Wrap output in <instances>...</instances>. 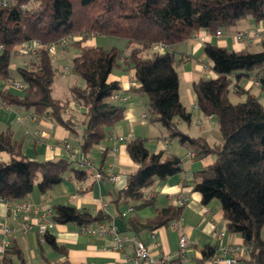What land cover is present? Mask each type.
Wrapping results in <instances>:
<instances>
[{"label":"trees","instance_id":"16d2710c","mask_svg":"<svg viewBox=\"0 0 264 264\" xmlns=\"http://www.w3.org/2000/svg\"><path fill=\"white\" fill-rule=\"evenodd\" d=\"M11 3L0 5V82L13 77L11 66L17 47L32 41H38L40 47L30 55L27 66L17 68V75L25 84L21 90L23 95L5 89L0 92V103L30 112L37 118L50 116L56 124L76 135L77 123L65 114L70 102L77 103L86 110L80 144L86 155L123 119L124 104L114 99L121 87L118 82H109V76L125 61V65L135 70V80L147 96L148 121L161 125L169 138L178 139L194 158L216 156L214 163L195 174V191L202 195L206 205L213 200L220 202L228 232L240 235L250 247L249 263L264 264L261 234L264 227V104L238 85L235 90L245 94V100L234 103L230 99L233 77L240 79L254 71L258 72L259 88L264 94V75H261L264 42L258 52L229 50L205 43V56L217 77L196 81L193 88L200 110L218 121L223 137L221 145H211L180 130L178 121L190 123L192 114L180 100L179 60L173 51L174 46L202 30L223 33L243 20L264 22V0H12ZM26 4L28 9L24 10ZM79 33L86 36L69 47L78 50L73 71L85 85L71 86L70 99L58 100L53 96L56 69L46 46ZM96 36L123 40L125 50L116 46L105 49L82 45ZM127 152L138 168L128 175L127 184L114 197V203L118 207L134 203V213L155 204L154 198L145 197L146 188L177 175L183 167L180 157L155 154L142 138L128 141ZM0 153L11 157L9 162H0V198L7 201L23 200L35 187L45 193L62 183L67 171H72L78 182L89 176L88 168L74 167L75 161L70 159H28L10 130L0 129ZM182 209L176 205L156 209L154 217L143 221L130 216L126 226L137 233L154 232L178 221ZM120 216L124 217V213ZM51 217L56 223H74L79 227L112 219L102 210L94 214L89 209L70 205L55 206ZM45 240L54 250L65 252L48 232ZM203 254L204 260H208L213 257L214 249L207 247ZM12 256L25 264L22 251L15 246L5 249L1 264H14Z\"/></svg>","mask_w":264,"mask_h":264},{"label":"crops","instance_id":"0c3cea01","mask_svg":"<svg viewBox=\"0 0 264 264\" xmlns=\"http://www.w3.org/2000/svg\"><path fill=\"white\" fill-rule=\"evenodd\" d=\"M255 31L264 32V22L255 23L251 19L243 20L236 26L225 30L221 37H217L214 32L202 30L196 33L193 38L174 46L173 51L179 60L177 70L180 78V100L192 114L190 123L178 121V126L183 133L203 138L211 145L223 144L218 121L215 117L208 116L200 110L193 84L199 80L208 81L217 77L214 71L211 73V64L206 63L205 43L229 50L251 51L255 44L261 45L264 38L249 44L246 41H238L236 35L240 32L252 34ZM115 41L121 43L123 40L116 39ZM82 45L98 46L95 37L88 38ZM70 48L76 49L69 47L63 50L68 51ZM56 56L58 55L56 54ZM29 59H31L30 55L23 52V45L16 48L11 66L13 77H18L17 68L28 62ZM66 68L68 69V66ZM58 73L59 71L56 69L53 96L58 100L67 101L70 99L69 89L71 86L83 87L84 85L80 84L79 80H65L67 73H63L61 76L64 94H58ZM256 74L258 72L254 71L243 75L240 79L236 76L233 77V92L238 96V100L244 101L246 97L245 94L236 92L237 85L240 88L243 87L251 95L259 97L264 104V94L258 86L251 84V79ZM261 75H264V69L261 71ZM109 82H118L121 87L120 93L128 96V100L123 102L124 116L111 128L110 135L86 155L80 147L83 130L81 124L86 110L77 103L70 102L65 114L66 118H71L77 123L76 127L79 131L77 135L67 127L56 124L50 116L37 118L30 112L19 108L5 107L0 103V129L10 130L13 133L14 140L21 144L22 153L28 159L38 161L70 159L65 146L70 144L75 154L74 167L82 168L78 163L81 156L92 162V168H88L87 179L78 182L74 178L73 172L67 171L63 182L59 185L45 193H41L38 187H35L29 196L15 203L30 204L38 210L40 215L53 210L57 205H70L80 210L89 209L94 214L102 210L115 221L120 235L143 242L155 261L165 258L166 264H199V262L213 264V257L204 260L203 250L207 247L214 249V254L221 247L243 250L246 244L242 237L238 234H231L227 230L220 202L213 200L206 205L202 201V195L195 191V174L214 163L216 156L194 158L191 151L183 146L178 139L169 138L161 125H154L148 121L146 117L147 96L140 90V84L135 80V70L125 65V61H122L120 66L113 70L109 76ZM5 89H9L16 95H23L22 91L9 85L7 81H1L0 92ZM120 138L123 140L120 141ZM134 138L145 139L147 148L155 154L164 153L166 156L180 157L183 170L167 180L156 181L152 186L146 188L144 195L147 198L155 199L154 206L135 210L132 213L128 211V207L132 208L134 203H131V206L119 205L118 207L114 203V197L125 188L128 175L134 173L138 168L127 152V143ZM10 160L9 154L0 153V162H9ZM109 165L113 166V171L119 176V180L116 182L97 180V172L100 169L102 171L107 169ZM179 194L188 197L189 202L182 209L181 218L177 221V229H172L168 224L154 232L137 233L129 230L126 226V220L130 216H137L143 221L154 217L156 209L175 205V198ZM121 212L124 213V217L120 216ZM47 220L48 233L53 235L58 245L65 249L64 253L54 250L48 243L46 245V240H41L35 221L28 231H23L21 229L22 219L15 220L10 215L7 205L0 202V264L5 256V249L11 246L18 247L22 251L25 264H29L28 255L36 260L39 251L45 254L40 264H63L65 262L70 264H133L130 260L135 251L133 240L126 243L123 252H117L113 250L114 242L111 236H89L83 234L81 227L74 223L59 224L54 222L51 216H47ZM3 225L15 229L12 237L6 238L2 231ZM221 232H226V235L220 237ZM153 233L155 236L152 235ZM261 234L264 239V227ZM183 236L187 238L188 250L182 257L179 240ZM6 239L9 240L7 246L4 244ZM237 259V264H250L249 253L243 252ZM12 260L14 264H21L16 256H12Z\"/></svg>","mask_w":264,"mask_h":264},{"label":"built area","instance_id":"2783aa9c","mask_svg":"<svg viewBox=\"0 0 264 264\" xmlns=\"http://www.w3.org/2000/svg\"><path fill=\"white\" fill-rule=\"evenodd\" d=\"M12 0H0V5H11ZM28 9V5L26 4L24 6V10ZM217 37H221L223 33L220 31H217L215 33ZM86 35L83 33H79L77 35L67 37L62 39L61 41L57 43H52L46 46V48L51 52L55 53L58 48H67L69 47L72 43L76 41L82 40ZM264 38V32L262 31H255L252 34L249 33H238L236 35V39L238 41H246L249 44L254 43L256 40H262ZM40 47V43L38 41H32L28 44L23 45V52L27 53L29 55H34V52L36 49ZM156 48H163L162 45H156ZM27 62L23 63L21 66H27ZM8 84L14 87L15 89L18 90H23L25 89V84L22 82V80L19 77H12L9 79ZM251 84L254 86L259 87V79L258 76H255L254 78L251 79ZM114 99L121 101V102H126L128 100V96L122 93H117L114 95ZM120 141L123 139L120 138ZM66 149L69 152V156L71 160H74L75 154H74V149L70 144H66ZM77 161V160H76ZM78 163L80 167L82 168H92V162L85 158L84 156H81L79 158ZM96 179L97 180H107L110 182H116L119 180V176L113 171V166L109 165L107 169L103 171H99L96 174ZM0 202L5 203L7 205L8 211L10 215L17 221L22 219L21 223V229L23 231H28L32 223L35 221V224L37 225V232L41 240H45V236L48 232V220L47 216H51L52 210H49L46 214H39L38 210L34 208L30 204H20V203H15L11 201H7L4 199L0 198ZM189 202V198L184 196L183 194H179L175 198V205L178 207H184L187 203ZM129 212H132V208H128ZM169 226L172 229H177V221L169 223ZM2 231L5 234L6 238L12 237L14 234L15 229L11 228L7 225L2 226ZM81 232L83 234L89 235V236H111L114 242L113 245V250L117 252H123L125 249V245L129 240H133L135 243V251L134 254L130 257V260L133 264H166V259L165 258H160L157 261H155L149 249L145 246V244L141 241H135L134 239H130L127 236H122L120 235L118 231V227L113 219L104 221L102 223H98L95 225L91 226H83L81 227ZM155 236V233L152 234ZM226 235V232H221L220 237H224ZM5 240L4 244L7 246L9 244V240ZM250 247L245 245L244 249L242 250L241 248H225L221 247L219 248L216 253L214 254L212 258L213 264H237L238 259L237 257L242 254L243 252L249 253ZM179 250H180V255L183 257L186 254V251L188 250V241L185 236L181 237L179 240ZM126 257V256H125ZM127 258V257H126Z\"/></svg>","mask_w":264,"mask_h":264},{"label":"rangeland","instance_id":"374dc122","mask_svg":"<svg viewBox=\"0 0 264 264\" xmlns=\"http://www.w3.org/2000/svg\"><path fill=\"white\" fill-rule=\"evenodd\" d=\"M95 38H96V44L98 46L104 47L105 49H111L112 47L117 46L123 50L125 49V46H126L125 41H122L121 43H117L115 41L116 39L111 36H96ZM260 50H261V45H257V44H255L251 49L252 52H258ZM77 53H78V50L73 49V48H70L68 51H64L62 48H58L55 53H51L52 63L55 69L59 71L57 75V79L59 83L57 84L58 94H64V91H63L64 84L62 83V76H61L63 73H67V76H65V80H68V79L69 80H72V79L79 80L80 84L82 83L83 85H85V81L79 76H77L74 72H72L73 71V60H74V57L77 55ZM56 54L58 56H56ZM206 63H210V62L206 60ZM66 66H68V69L66 68ZM212 72L213 70L211 71V73ZM231 89L232 90L230 93V99L234 103L240 101V99L239 100L237 99L238 96H236L233 92V86ZM45 244L47 245V243ZM44 256L45 254H43L42 251L38 252V258L36 260H33L31 256L28 255V263L29 264H40L41 261H43Z\"/></svg>","mask_w":264,"mask_h":264}]
</instances>
